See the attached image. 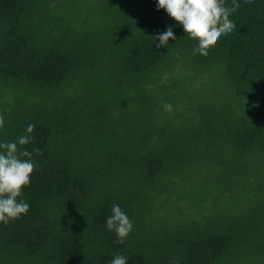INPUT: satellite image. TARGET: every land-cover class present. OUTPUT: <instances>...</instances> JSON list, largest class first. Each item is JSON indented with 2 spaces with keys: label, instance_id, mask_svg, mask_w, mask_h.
I'll return each mask as SVG.
<instances>
[{
  "label": "trees",
  "instance_id": "16d2710c",
  "mask_svg": "<svg viewBox=\"0 0 264 264\" xmlns=\"http://www.w3.org/2000/svg\"><path fill=\"white\" fill-rule=\"evenodd\" d=\"M230 18L202 53L155 0H0V140L37 162L0 264H264V0Z\"/></svg>",
  "mask_w": 264,
  "mask_h": 264
},
{
  "label": "clouds",
  "instance_id": "9594fccd",
  "mask_svg": "<svg viewBox=\"0 0 264 264\" xmlns=\"http://www.w3.org/2000/svg\"><path fill=\"white\" fill-rule=\"evenodd\" d=\"M155 4L157 10L163 9L178 22L185 33L196 36L192 45L194 51L207 52L209 44L237 30L230 17L240 7V0H231L230 6L226 0H155ZM170 38L174 41L177 39L171 26L154 36V41L158 40L155 47H167ZM172 107L168 103L163 105L165 111H171ZM5 123V118L0 116V130ZM34 127L29 124L15 141L0 140V223L7 224L18 219L26 215L30 208L29 203L23 199V189L30 185L37 162L32 158L33 153L23 146L32 141ZM105 227L123 243L131 233L133 224L120 205L113 204L111 215L105 220ZM128 259L123 254H115L109 264H128Z\"/></svg>",
  "mask_w": 264,
  "mask_h": 264
}]
</instances>
